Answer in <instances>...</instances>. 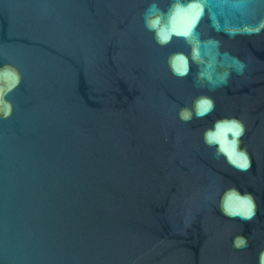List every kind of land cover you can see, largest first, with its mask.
<instances>
[{
    "label": "water",
    "instance_id": "1",
    "mask_svg": "<svg viewBox=\"0 0 264 264\" xmlns=\"http://www.w3.org/2000/svg\"><path fill=\"white\" fill-rule=\"evenodd\" d=\"M0 264H264V0H0Z\"/></svg>",
    "mask_w": 264,
    "mask_h": 264
},
{
    "label": "snow or ice",
    "instance_id": "2",
    "mask_svg": "<svg viewBox=\"0 0 264 264\" xmlns=\"http://www.w3.org/2000/svg\"><path fill=\"white\" fill-rule=\"evenodd\" d=\"M153 26H155V22L153 23ZM184 35H188V33L187 32H185V33H183ZM161 39H162V41H167L168 40V35L167 34H164L163 32L161 33ZM179 70V69H178ZM13 80H15V77L13 76ZM210 107V105L208 104V102L207 101H205L204 103H203V106H202V111L203 112H207L208 111V108ZM236 129H237V131H236V133L235 134H239V126H236ZM216 137H210V139H215ZM240 160L242 161V162H240L239 164H238V166L240 167V168H246L248 165H247V160H246V158H244V157H240ZM234 163H236V161L234 160L233 161Z\"/></svg>",
    "mask_w": 264,
    "mask_h": 264
}]
</instances>
